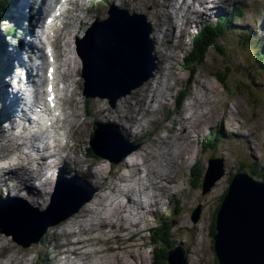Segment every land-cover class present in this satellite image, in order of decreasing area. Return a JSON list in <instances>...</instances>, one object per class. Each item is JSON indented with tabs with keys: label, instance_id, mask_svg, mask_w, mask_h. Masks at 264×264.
I'll use <instances>...</instances> for the list:
<instances>
[{
	"label": "rangeland",
	"instance_id": "rangeland-1",
	"mask_svg": "<svg viewBox=\"0 0 264 264\" xmlns=\"http://www.w3.org/2000/svg\"><path fill=\"white\" fill-rule=\"evenodd\" d=\"M113 1L118 3L120 2L121 4L124 3L121 2V0ZM142 1L144 2V0ZM156 1L161 4L160 7L157 8L158 12H156V10L151 7L143 8L145 11H147L144 12L145 14L151 13V16H149V20L154 24L153 32H155V30L159 28V14L165 15L168 12L173 13L174 20L176 21L178 26L183 25L188 30V32L185 33L182 38L178 37L180 34V30H177L176 37L172 39L174 41V44H179V47L175 49V53L178 57L174 61V65L176 68L172 70L173 75L171 76V83L173 87L170 91H168L169 99L165 101L164 105H162L156 113H154V109H156L154 103L158 102V98L157 100H155L148 92L145 94L141 93L139 95L140 98L138 96H135L140 92H143V90L146 88L148 91V85L151 84L150 88L157 85V81H160V79L163 77L162 75L161 77L157 78L158 74H160L159 69H162V67L165 65V62L162 61L158 63V69L156 70L155 75L152 78L145 82L144 85L134 89L130 94L121 97L123 100H127L128 98L135 96L131 98L134 101L129 102L132 107V117H134L135 113L138 115H142V118L150 117L146 121H143L144 123L142 127L138 126V122H136V120H132L123 125L122 131L129 132L131 129V125L136 123L135 126L137 127H134V132L137 137L129 140L124 136L123 133L112 130L122 135L125 139V144L120 148L121 151L118 153L116 152L115 157L112 155L114 157L113 161L103 154H91L89 144L92 137H95L96 135L94 133V129L98 127L97 125H99L98 123H96V121L98 120L94 118L93 113L95 112V110L92 104L95 101H99L100 99L102 100H100V104L105 107H112L113 104H111L107 98H103L100 96L86 97V94L83 91V78L81 76L82 67L80 64L82 63V61H80V58L77 56L76 51H74L75 44H72L65 54H67L69 50L71 51L70 56H72L75 60L72 61L70 56L69 59L76 68L73 70L74 76L71 77V80L74 83L72 90V99L65 106V114H68L71 111V108L76 105L77 114L78 116L80 115L79 121H83V124L80 127V131H82V140H80L81 137H79L78 135L80 132H75V129L71 128L70 126H67L64 130L66 133L65 137H67L68 141L71 144L79 141L77 151L83 159L100 158L105 160L101 161L104 162L100 166V168L104 169V172L101 173V171L99 170L98 177H100V180L102 179V182L107 178L106 175L108 176V180L112 179L111 181H107L106 179L105 183L99 182L101 185H105L107 192L110 188H114L116 186L114 178H116V180L118 181L117 176H113V174H111V169H109L110 166L113 168L117 167L118 171L121 168H124L125 170L128 169L129 174L133 171H137L138 169V172L141 173L139 180L141 181L142 179V181L146 182L145 175L142 174L144 173L145 167L143 169L140 168L139 163L141 160L143 161V159L134 157L135 160H138L139 162L138 164H136V168H133L131 165L129 166V163H126V160L129 159L130 154L137 151H141L144 154L148 153L149 155L144 158H147L148 162L152 161L151 163H153L156 159L153 161L152 157H156L159 153L160 156L157 166L158 168H162L164 166H168V163L164 158V155H166L165 153L173 149V146L178 142L184 145L185 147L183 156L185 154H189V152L190 154L187 155L186 161L181 164V167L176 164L171 168V175L174 177L177 176V179L179 180V184L174 189L171 199H164L165 206L163 205L164 208H160V211L156 212V208L154 207L151 209L150 213L146 215L145 220L146 218H149V221L148 223H145V220L143 221L142 225L146 226L144 231L141 233L143 236L142 240H137L138 247L134 250L132 245H124L125 248L123 247L124 249H120V252H118L120 258L115 256L117 252H114L113 257L116 258V261L125 259L126 264H153V260H155L154 264H159V262H161L162 264H168L166 260L161 258L162 254L160 250L162 251L163 249H166L167 245L169 244L175 243L178 246L181 243H185L187 247H191V251L190 248L189 251L187 250V264H217L215 250L213 247L214 241L212 237V223L215 216L214 214L217 213L221 207L222 194L229 187L232 176L239 171V168L242 167L243 162H246L248 164L247 167H245L246 171H251L253 167L258 165L257 162L259 160H262L263 163H261L260 165L264 170V73H262L264 71H262L257 63H254L251 58L254 56H248L247 58L246 55L238 50V48L240 47L238 40L240 38L245 39V37H247L246 35H248L249 33H251V42L258 41V39H260V36L264 38L262 32L264 31V0H231L229 3V7L221 3L219 8L213 10L204 9L203 7L199 6L198 3L195 4V0H183V5L186 6L188 4L189 6L191 5L194 10H204L206 11V13H208L206 18L202 19L200 22L195 23V21L193 22L192 20L191 22H187V24L185 22L186 20L183 19L181 15V13L185 11V9H183L182 12H180V9H178L177 13L174 11V8H170L171 3H166L165 0ZM139 2L140 4H142L141 1ZM81 5L82 7L78 12V19L69 20V22L73 24H67L69 31L67 32L68 35L66 37L67 39H69L70 43H74L76 38H82L85 35L87 28L90 27L97 18L108 17L107 12L109 10V7H101L98 6L97 3L91 5L89 4V2H87V0H82ZM231 5H233V7L234 5H239L240 7H242V9L244 10V15L240 17L238 16V13H236V11L232 12L233 7ZM125 8L128 9V7ZM225 8L228 11L227 16H237L236 20H233L232 22V28L230 29L232 30V32H230L229 35L224 34L223 37L221 36L219 39V42L221 46H223V48L220 47L218 50L215 48L210 49L207 52L205 58H203V61H201V58L197 57L195 61L188 62L189 58H192L190 51L195 44L192 34L198 31H202V29L208 25L216 24L217 18L222 16L224 13H227ZM0 11H2L1 8ZM82 20L84 21V23L81 27ZM206 23L208 24L204 26V24ZM168 24H166L165 27H167ZM1 26L4 25H0V31L2 29L3 33L5 34V30ZM70 26L72 28H69ZM243 27L245 29H243ZM4 34L2 35L3 38L5 37ZM157 41L158 42H156V44L154 43L155 54H157V52L160 50L159 43H161V41ZM243 51L252 54V52L249 50L245 49ZM166 52L167 51L163 49L162 54H165ZM220 52H225V54H222ZM163 57L164 55H162V58ZM198 62L201 63L198 64ZM226 68H230L232 70L227 79V88L223 86V84L217 77V74L223 72ZM166 70H168L167 67L163 68V74L165 76H168L169 73H165ZM160 82L162 83V81ZM168 83V81H165V84H162L160 86L168 88L170 87ZM204 85H207L208 89L203 87ZM161 90L163 93V97L168 98V95H166L164 89L162 88ZM159 96L160 95H158V97ZM194 97H196V99ZM121 98L118 97V100H115L114 106H117L111 111L108 112V110L105 108H99L97 110V114L103 116V118L102 116L98 117L99 121L103 119L100 122L101 125H110V123H114L116 126L121 128L119 126V122L122 123L123 117L120 118L119 115H123L124 112H119V109H122L125 105H127L126 102H121ZM215 99L216 102L212 103V101ZM176 100H178V103H176ZM120 102L123 106H118ZM190 102L193 103V106L189 111V108H191V106L188 107L187 105ZM161 103H163V100H161ZM87 110H89V112ZM90 113L92 114V116L90 115ZM167 114L168 116H166ZM209 115H212V117H210ZM172 118H190L191 123L184 122V125H187V130L191 129L194 135L192 136V142L187 138L180 141L173 140L176 137V133H173L171 138H169L168 140L163 139L161 141H156L160 136H169L168 130H174L175 124L180 125V121H176L175 124L170 121V119ZM198 120L203 122L199 123L197 122ZM206 122H209V124H205ZM127 124L130 126H128ZM192 125L196 126V128L193 129ZM184 130L185 129L182 126L176 127V131H178L179 133L182 132V134L186 136L188 133L187 130ZM211 130H213L214 132L216 131L217 133H221L222 138L220 139V141L210 145L206 144L205 141ZM137 139H139L140 141L137 143L134 142ZM202 145H204V149L202 148ZM134 146L137 147L132 152L131 150L132 148H134ZM163 148L165 149L163 150ZM146 149L151 150V152H147ZM106 152H109V154H111L109 150H106ZM122 152L124 154H122ZM63 153L65 154L66 152ZM73 155L74 154L71 152L67 153L66 159L68 161H74V157H72ZM87 155L90 158L87 157ZM216 157L221 158L223 161V165L221 164L222 167L219 168V172L225 169L224 176L216 173V176L218 178L214 182L215 184L210 190L204 191L203 180L207 168L209 167V159ZM254 160H256L257 162ZM143 163L147 162L143 161ZM56 170L57 166L55 168L48 169L50 173L55 172V174ZM207 175L208 174H206V177ZM122 177H124L123 174H121L119 178ZM90 178L95 180V185L98 186V184H96V179L92 175H90ZM73 181L81 185V182L79 180L75 179ZM174 183L175 178L173 182L167 184L169 187L173 188ZM91 186L92 185L87 186L86 188L81 185L77 193L78 196H84L85 198H88V195H91L92 193L91 189H89ZM97 190L98 189L96 187V191ZM4 191L7 192L6 190ZM101 192L103 191L100 188L98 190V193L103 195L104 192ZM98 195H95L96 199L98 198ZM46 197L48 199L49 195H46ZM85 198H82L81 200ZM90 199H93V196L90 197L88 201ZM83 206H85V204ZM197 207H200L201 211L197 219L195 220L196 216L195 214H192V212ZM47 208L48 207L45 208V211ZM35 210H37V208ZM60 211L61 212L58 214L63 213L62 210ZM81 213L82 212L80 209L78 212L72 214L65 220L55 225H50L46 229L44 234L40 237V239L36 241L35 239L37 237L34 239L33 236H31L33 232L30 228L20 233V242L15 238V235L0 232L6 236L0 239L8 240L6 246H9L10 244L12 245V247L9 248V250H6V252L5 250H3L4 252L2 251V255L16 253L17 256L29 259V261L24 264H38L39 261H41L40 259L43 257V251H46L45 254L48 255L47 257L45 255L44 258L48 261L50 257H53L60 252V250H57L55 246L60 247V244L63 245V243L65 242L73 241L76 238H84L87 236L84 235L85 233L83 232H76L74 233V235L77 236L71 238L73 233H70L69 235L61 232L63 226L66 227L70 223L76 221L77 219H72L76 214ZM56 215H53L52 218L51 215L49 218H47L46 221L50 222L54 220L56 218ZM34 230L37 231L39 229H36L35 226ZM55 230L57 231L54 232ZM120 232L125 239V243L128 240L127 234L122 231ZM57 233H61L62 236L58 235V238H56V235H54V240L51 243H47L49 235ZM181 234H183L182 239L178 238V236H180ZM110 235L113 237V243L115 245L120 243V239L114 236L113 231L110 232ZM28 242L29 244L27 246L23 244H26ZM132 242L135 243L134 240H130L126 244H131ZM1 248H3V245H0V250ZM25 248L32 250L23 251L22 249ZM34 248L40 249L39 255H37L36 252L33 253ZM131 251H133L134 253ZM157 254H159L160 257L156 260L155 257ZM111 255L112 252H107L106 254V256ZM4 257H1L2 260H5ZM47 261L44 264H46Z\"/></svg>",
	"mask_w": 264,
	"mask_h": 264
},
{
	"label": "bare ground",
	"instance_id": "bare-ground-1",
	"mask_svg": "<svg viewBox=\"0 0 264 264\" xmlns=\"http://www.w3.org/2000/svg\"><path fill=\"white\" fill-rule=\"evenodd\" d=\"M59 0H19V3L17 5V11L18 14L22 16V20H27L26 26L23 27L24 30H22L24 33L29 34L31 32L32 27H38L41 23H43V14L42 11L45 12L52 11L54 8V5ZM105 5L109 4V0H100ZM142 4H140V2ZM166 3H171L170 8H174L175 12L178 13L179 11L182 12L183 9H185L184 12L181 13L183 19H185L186 24L187 22H193L195 23L200 22L202 19L206 18L208 13L206 11H200V10H194L192 6L190 5H183V0H165ZM189 1V0H187ZM193 1V0H191ZM231 0H195V4H199V6L203 7L206 10H213L216 9L217 6L221 3L225 5H229ZM234 1V0H232ZM125 6L128 7L133 12L141 11V12H147L143 8H154V10L157 11V8L160 7V3L156 0H124ZM163 2V1H162ZM147 3H153V4H147ZM70 9L66 12H63L60 14L59 17L55 19L56 24L58 25V22L65 23L64 26L58 27L55 25L53 29L51 30V38L53 40L52 46L55 48V63L57 64V71L54 75H49V64L52 63L50 57L45 52H40V48L42 49L43 43L40 41H36V39H32V41H35L36 43H39V45H34L32 42L27 41L25 38H22L20 40L19 38H16L19 42V47L9 50L8 53V65L7 67H3L0 69V177L2 184V187L0 189H4L5 191L0 192V205L6 204L9 202V200H12L13 198H19L20 200L13 199L11 202L12 205H8L4 208V212L1 211V215L5 216L6 219L9 217V219L6 221L5 225L9 226L11 229L14 228L15 221L17 222H28L25 225L32 228L33 238H36L40 232L41 229L38 231L34 230L35 225L40 220L39 227L47 224L48 221L47 218H49L51 215H56L64 210L73 208L75 206L74 202L77 200H81L83 197L78 196V190L80 189V186L83 187L92 185L89 189H91V195L93 196V199H90L89 201L85 202V206H81V214H76L75 217L72 220L77 219L76 221H72L73 223H70L68 226L64 227L61 230L62 233L69 234L73 233L72 237H76L77 235H74V233L83 232L84 235H87L84 238H76L73 241L65 242L63 245L60 244V247H57L58 250H60L59 254L54 255L53 257H50L48 262H55L59 261L60 264H126L125 259H120L116 261L115 257H113L114 252H117L115 256L119 257L118 252H120V249H124V245H132L134 250L138 247L137 240H142V232L145 229L146 225H142L143 221L145 220L146 215L150 213V209L156 208V212L160 211V208H164V199L170 198L173 194L174 189L178 186L179 180L177 179V176L171 175V168L178 164V166L181 167V164L186 161L187 155L190 154H184V145L180 144V142L176 143L173 147V149L167 151L164 155L165 161L168 163L167 167L158 168L157 164L159 161L160 154L158 153L156 157L153 158V163L148 162L147 158H144L148 156V153H143L141 151L137 152H131L129 159L126 160V163H129V166L131 165L133 168H136V164H138V160H135L136 157L139 159H143V161L147 163H143L141 160L140 168H144V174L146 182L139 180V177L141 176V173L137 171H133L130 174L128 173V169L125 170L124 168H121L119 171L116 168L109 167L111 169V174L113 176H117L118 181L115 179L116 186L114 188H110L109 191H106L105 185H101V183H105L108 176L106 175V179L102 182V179L100 180V177H98L99 170L104 172V169L100 168V166L105 161L104 159H97L93 158H82L79 154L78 150V144L79 141H76L74 144H71L67 137H65V128L66 126H71L73 129H75V132L79 133V137H81L80 140H82V131H80V127L83 124V121H79L80 115L77 114V107L74 105L71 108V111L64 116V118H58V120L54 123L53 129L50 131L48 129H45V126L41 127V122L35 123L32 122L33 127L28 128L26 125V122L30 120L29 115H25L24 112H19L18 106L20 104V99L18 96L23 99L26 103H30V101L27 99L29 95L30 98L35 97L37 100H40L38 98L43 99L42 97V86H48L49 83L53 84H64V91L69 92V78L74 76L73 70L76 68L74 64L69 59L70 56V50L67 54H65L70 47L71 43L69 39H67V32L69 31L68 28L65 30L66 24H68L69 20H73L75 17H78V12L81 7L80 0H70L69 1ZM101 6L102 3H99ZM210 4V6H209ZM33 11V13H32ZM194 15V16H193ZM148 16H151V13H148ZM172 12H168L167 14H159V20L158 25L159 28L155 30V32L152 33L151 37L155 42H158L157 40L161 41L159 43V51L157 54H155V58L157 59L158 63L165 62V65L160 70V74H158V77H163L160 79V81H157V85L150 88L151 84L148 85L149 89L147 91V88L143 90V92H140L138 96L140 98L141 93H149L152 95V97L157 100L158 102L154 103L155 108L154 113H156L162 105H164L165 101L169 99V93L173 87L171 83V76L173 75V69H175L174 61L177 59V55L175 53V49L179 47V44H174V37H176V31L180 30V34L178 37L182 38L185 33L188 32V30L185 28V26L180 25L178 26L176 21L174 20ZM193 16V17H192ZM84 21L82 22V24ZM169 23V24H168ZM166 24H168L167 27ZM183 26V27H182ZM93 27L91 26L87 33L92 30ZM147 30L136 28L135 30H126V32H133L134 37L139 38V43L141 45H144L145 43V33ZM86 33V34H87ZM86 36V35H85ZM84 36V37H85ZM198 36V35H197ZM27 41V42H26ZM73 44V43H72ZM47 45V43H46ZM29 48L31 52L34 55V61L32 64H27L25 61V49ZM163 49H165L167 52L165 54H162ZM75 51V50H74ZM170 51V52H169ZM77 54V53H76ZM162 55L164 57L162 58ZM24 56V60H23ZM78 56V54H77ZM79 57V56H78ZM72 61L75 59L70 56ZM80 58V57H79ZM42 61V62H41ZM81 61V59H80ZM81 65V64H80ZM167 67L168 70H166L165 73H169L168 76H165L163 74V68ZM20 72H23L28 80L30 81V86H27V98L25 96L21 95V93L18 92L17 89L14 88V83L17 78H19ZM159 72V71H158ZM36 73L40 76L39 81H34L36 77ZM164 80V81H163ZM165 81H168L169 86L168 88L164 86H160L162 84H165ZM32 82L39 83L37 85H31ZM68 82V83H66ZM153 82V81H152ZM20 84V83H19ZM208 89L207 85L203 86ZM163 88L166 95H168V98L163 97V93L161 89ZM143 94V95H144ZM61 95V94H60ZM69 95V94H68ZM64 98L61 96V102L63 109L66 105V100L69 101V97ZM158 95H160L158 97ZM132 96V97H135ZM196 96V95H194ZM70 97H72V93L70 94ZM132 97L128 98L127 100H123L121 98V102L124 101L127 103L122 109H119V112H124L123 115H119L120 118L123 117L122 123L119 122V128L114 123L101 125L100 122L103 120L98 119L99 115L97 114V110L99 108H105L109 111L114 109L117 105L110 106H103L100 104L101 101H95L92 106H94L95 112L93 113L94 118L98 121L96 123L99 124V132L97 137V144L100 147L101 150L106 151L109 150L111 152V155L115 157L116 152H120V148L125 144L122 137L119 134H113L111 130H115L117 132L123 133L124 136L132 140L137 137V135L134 132L135 124L131 125V129L129 132H123V125L127 122H130L132 120H136L138 122V126H143V121H146L150 117H144L142 118V115L134 114V117H132V107L129 102H133L134 100L131 99ZM196 99V97H194ZM161 100H163V103H161ZM119 103L118 106H123L122 103ZM216 99L212 101V103H215ZM125 103V104H126ZM189 108V111L192 109L193 103L190 102L187 105ZM122 110V111H121ZM89 112V110H87ZM107 112V111H105ZM113 112V111H112ZM209 113V112H208ZM116 114V113H115ZM92 116V114L90 113ZM154 115V114H153ZM152 115V116H153ZM151 116V117H152ZM168 116V114L166 115ZM210 116V115H209ZM212 117V115L210 116ZM103 118V116H102ZM170 118V117H167ZM51 115L50 117H47L46 120H44V125H47L51 123L52 121ZM201 119V118H200ZM41 120V119H40ZM174 124L176 121H180V125H176L174 127V130L169 131V136H160L156 141L161 140H168L171 138L173 133H176V137L173 140H183L185 138L191 140L192 142V136L193 133L191 129L187 130V125H184V122L191 123L190 118H181V119H170ZM197 122L202 123L200 120ZM210 122V121H209ZM209 122H206L205 124H209ZM86 123V122H85ZM29 122V125H32ZM38 124V125H37ZM110 127H109V126ZM128 125V124H127ZM130 126V125H128ZM183 127L186 131L187 135L184 136V134L179 133L176 131V127ZM199 126V125H198ZM197 126V127H198ZM18 127H22L20 134L22 135V140L29 141L30 137V143L32 147V151L34 150L33 154H35V148L38 147L44 152L42 155L44 158H40L38 165H33V157L30 154L32 151H30L29 154L25 151V147L27 144L25 142L17 143V138L15 131ZM193 129L196 128V126H193ZM37 129V131H36ZM110 131V132H109ZM37 132H41V135H38ZM114 135V136H110ZM38 136V137H36ZM49 136H54V143H55V154L58 156L60 155V161L58 163L54 164L56 166H61V171H56L59 173L60 177L54 178L53 173L51 174L48 171V167L55 168L56 166L52 165L50 162H48L49 155H52V153L49 152L45 154L46 150L42 147V145L50 149V146L48 145L46 138ZM41 137V138H39ZM74 137V136H73ZM117 140H116V138ZM116 140V141H115ZM140 140L137 139L134 142H139ZM33 143H36V145H33ZM42 144V145H41ZM145 144V143H143ZM190 148V147H188ZM165 148H163L164 150ZM147 150V149H146ZM154 150V149H153ZM63 152H66L65 154ZM73 153L74 155V161H68L66 159L67 153ZM147 152H151V150H147ZM45 154V155H44ZM53 154L52 156H54ZM122 154H124L122 152ZM119 156V155H118ZM127 156V157H128ZM162 156V155H161ZM171 156V157H170ZM71 157V158H72ZM135 157V158H134ZM163 159V157H162ZM161 159V160H162ZM104 160L103 162H101ZM122 160V159H120ZM119 160V161H120ZM3 162V163H1ZM5 163V164H4ZM156 164V165H155ZM64 170V171H63ZM61 173V174H60ZM64 173V174H62ZM121 174L124 175V177L119 178ZM68 175V176H66ZM90 175H92L96 179L95 180L90 178ZM101 176V175H100ZM62 178V179H61ZM65 178V179H64ZM175 178V183L173 188L169 187L168 184L170 182H173ZM79 180L81 182V185L79 183L74 182L73 180ZM160 179V180H159ZM112 180V179H111ZM108 180L107 181H111ZM78 181V182H79ZM205 181V180H203ZM168 183V184H167ZM108 184V183H106ZM87 185V186H86ZM100 185V187H99ZM109 186V185H108ZM96 187L99 190L102 189L101 192L103 195L98 193V190L96 191ZM168 191V192H167ZM166 192V193H165ZM96 193V194H95ZM165 193V194H163ZM99 194V195H98ZM15 195V196H12ZM19 195L20 197H17ZM46 195H49V198L47 199ZM95 195H98L97 199L95 198ZM12 196V197H11ZM90 196V195H89ZM60 197V198H59ZM59 198V199H58ZM52 202H51V201ZM50 201V202H49ZM90 202V203H89ZM62 203V204H61ZM88 204V205H87ZM28 205L37 206V209H40L42 211H37V213L29 214L28 211H32ZM54 205L56 206L55 209ZM164 205V206H163ZM163 206V207H162ZM48 207L45 211V208ZM28 210V211H27ZM52 210V212H51ZM24 218H29L32 220H20ZM5 219V220H6ZM69 221V222H71ZM149 218H146L145 223H148ZM67 222V223H69ZM126 230V231H125ZM135 230V231H133ZM35 231V232H34ZM55 230L54 232H56ZM108 231V232H106ZM113 231L114 236L120 239V243L115 245L113 243V235H110V232ZM124 232L127 234L128 240L124 243V238L121 234V232ZM0 238L6 237L4 234L0 233ZM54 235H56V238H58V235H61V233L57 234H51L49 235L47 239V243H51L54 240ZM68 235V236H69ZM137 235V236H136ZM65 236V235H64ZM70 237V236H69ZM70 238V239H71ZM137 238V239H135ZM67 240V239H66ZM130 240H134L131 244H126ZM6 243H8V240L6 239H0V245H3V248L0 250V264H24L29 261V259H25L21 256H17L16 253L14 254H8V255H2V251L9 250V248L12 247L10 244L9 246H6ZM58 245V244H57ZM119 245V246H118ZM14 246V245H13ZM124 247V248H123ZM23 251H29L32 249H22ZM133 250V251H134ZM123 251V250H122ZM131 251V252H133ZM4 252V251H3ZM37 253V255L40 254V249L34 248L33 253ZM45 252L43 251V257L40 259L38 264H44L47 259H45ZM107 252H112L111 256H106ZM123 253V252H122ZM134 253V252H133ZM4 257L5 260H2L1 257ZM35 260V258H34ZM38 262V261H37ZM116 262V263H115Z\"/></svg>",
	"mask_w": 264,
	"mask_h": 264
},
{
	"label": "water",
	"instance_id": "water-1",
	"mask_svg": "<svg viewBox=\"0 0 264 264\" xmlns=\"http://www.w3.org/2000/svg\"><path fill=\"white\" fill-rule=\"evenodd\" d=\"M136 28L147 30L144 45L139 43V38L134 37L133 32H126ZM151 30L152 26L145 17L117 12L110 19L94 26L85 38L76 40V52L82 61L81 76L87 97L100 96L117 100L118 97L125 96L140 87L153 76L156 65L153 55L154 46L149 37ZM96 137L97 133L91 140L93 151L113 161L112 155L101 151ZM136 147L134 146L131 151ZM210 163L204 184L205 191L210 190L215 184L218 178L216 173L221 176L224 174V170L219 172L222 165L218 160L212 159ZM89 198L75 201L73 208H66L63 213L56 215L54 220L41 227H39L40 223H37L36 229L41 230L37 238H34L35 241L40 239L50 225H55L78 212ZM55 207L54 205L53 209ZM199 213L198 208L194 212L195 220ZM5 219L0 211V231L15 235L18 241L20 233L31 228L30 225L25 224L32 219L19 218L28 222L15 221L16 225L12 229L5 225L9 217ZM23 244L27 246L29 242ZM214 248L219 264H264L263 181L245 172L234 177L217 213ZM169 260L171 264H185L181 250L170 254Z\"/></svg>",
	"mask_w": 264,
	"mask_h": 264
},
{
	"label": "trees",
	"instance_id": "trees-1",
	"mask_svg": "<svg viewBox=\"0 0 264 264\" xmlns=\"http://www.w3.org/2000/svg\"><path fill=\"white\" fill-rule=\"evenodd\" d=\"M6 1V0H5ZM5 14V13H3ZM229 29V25L227 24V21L225 19H221L220 22H219V25L216 27V28H211L209 27L208 29H205L203 30L202 32H199L194 41H195V44L193 46V49L191 51V57L192 58H189L188 62H192V61H195V59L197 57L201 58L203 61V58H205V56L207 55V52L209 51V49L211 48H215V49H219L220 47L223 48V46H221L218 38L221 34H227V30ZM239 45H238V50L240 52H242L244 55L247 56H254V57H251L252 60L254 61V63H257L260 68L262 69V71H264V52H259L257 51L250 43L249 41L246 39H242L240 38L239 40ZM217 43V44H216ZM249 50L253 53V55L251 53H248V52H245L243 50ZM222 54H225V52H220ZM201 63V62H198V64ZM232 72V70L230 68H226L223 72H220L219 74H217V77L219 78V80L221 81V83L223 84L224 87L227 88V79H228V76L229 74ZM264 73V72H262ZM217 139L219 138H214L213 141H211V143H215L217 141ZM90 153L91 154H94L92 153V149L90 148ZM227 194V191L224 192V194L222 195V198L225 197V195ZM222 200V199H221ZM214 218H213V223H212V236L215 232V218H216V213L214 214ZM169 218V217H168ZM161 252V258L166 260L168 262V264H170L169 262V253H168V250L167 249H163L162 251L160 250ZM155 257V255H154ZM160 255L157 254L155 259H159ZM153 264L155 263V260H153L152 262ZM216 263H217V260H216ZM159 264H162L161 262H159ZM218 264V263H217Z\"/></svg>",
	"mask_w": 264,
	"mask_h": 264
},
{
	"label": "snow or ice",
	"instance_id": "snow-or-ice-1",
	"mask_svg": "<svg viewBox=\"0 0 264 264\" xmlns=\"http://www.w3.org/2000/svg\"><path fill=\"white\" fill-rule=\"evenodd\" d=\"M51 74V70H49V75ZM52 91V88H51V86H49V92H51ZM53 99V97H49V100H52Z\"/></svg>",
	"mask_w": 264,
	"mask_h": 264
}]
</instances>
